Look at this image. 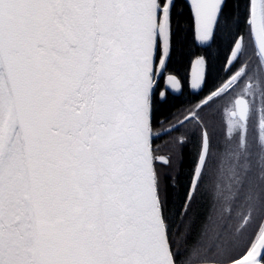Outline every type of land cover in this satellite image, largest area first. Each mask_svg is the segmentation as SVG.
<instances>
[{
	"label": "snow or ice",
	"instance_id": "snow-or-ice-1",
	"mask_svg": "<svg viewBox=\"0 0 264 264\" xmlns=\"http://www.w3.org/2000/svg\"><path fill=\"white\" fill-rule=\"evenodd\" d=\"M0 264H264V0H0Z\"/></svg>",
	"mask_w": 264,
	"mask_h": 264
},
{
	"label": "trees",
	"instance_id": "trees-1",
	"mask_svg": "<svg viewBox=\"0 0 264 264\" xmlns=\"http://www.w3.org/2000/svg\"><path fill=\"white\" fill-rule=\"evenodd\" d=\"M203 54H204L203 47L197 46L196 44L192 43L191 38H189L188 41L185 42L183 41V37H181V40L178 41L174 45L172 60L170 61V68L174 70L175 72H177L181 77L186 79L189 76L191 64L194 58H196V56L198 55H203ZM212 54L214 57L217 55V52L215 49L212 51ZM219 55L221 58L220 61H215L217 67H219V63L222 62L223 53L221 52ZM246 58L249 63V66L252 68H255L257 61H256L255 55L251 53V50H249V52L246 54ZM238 67L239 66H237V68H233L232 71L238 69ZM225 68H227V64H225ZM221 75L223 74L221 73ZM211 86H212V82L210 81L208 87H211ZM205 91H207V89H205ZM201 95H203V93H201ZM195 99H198V97L189 96L187 100H185L184 98V102L186 104L188 101L195 100ZM168 139H170V137ZM191 146L194 147L195 145L191 143ZM189 152H187L186 150L185 160L182 165L184 170H187L189 163L191 161V158L192 156H194L193 149H190Z\"/></svg>",
	"mask_w": 264,
	"mask_h": 264
},
{
	"label": "flooded vegetation",
	"instance_id": "flooded-vegetation-1",
	"mask_svg": "<svg viewBox=\"0 0 264 264\" xmlns=\"http://www.w3.org/2000/svg\"><path fill=\"white\" fill-rule=\"evenodd\" d=\"M232 70H233V69H232ZM236 71H237V69L234 70V71H232V74H235ZM189 74H190V72H189ZM188 97H189V96H187V94H186V96H185V100H187ZM258 105H259V101H258ZM230 111H231V109H229L228 112L224 113V115H223V121H224V122H222V120H221V116H220L219 113H218L216 116H214V117H213V116H210V117H209L210 119H214L215 122H216V126H217V133H216V134H217L218 137H222V136H225V135H230L229 130H228V127L226 126V122L228 121V116H229V114H230ZM168 126H169V125H164V127H168ZM173 135H177V133H173ZM168 138H169V137H164L163 139H164V140H168ZM157 143H163V140L158 141ZM190 149H193V150H194V154H195L196 147H195V146L192 147V146H191V143L187 144L186 146H184V147L180 150L181 155L183 156V163H184V160H185V153H186V150H187V152H189ZM189 153H190V152H189ZM190 154H191V153H190Z\"/></svg>",
	"mask_w": 264,
	"mask_h": 264
},
{
	"label": "water",
	"instance_id": "water-1",
	"mask_svg": "<svg viewBox=\"0 0 264 264\" xmlns=\"http://www.w3.org/2000/svg\"><path fill=\"white\" fill-rule=\"evenodd\" d=\"M192 70H193V64H191L190 73L192 72Z\"/></svg>",
	"mask_w": 264,
	"mask_h": 264
},
{
	"label": "rangeland",
	"instance_id": "rangeland-1",
	"mask_svg": "<svg viewBox=\"0 0 264 264\" xmlns=\"http://www.w3.org/2000/svg\"><path fill=\"white\" fill-rule=\"evenodd\" d=\"M228 63H231V57L229 58V61H228ZM258 103V102H257Z\"/></svg>",
	"mask_w": 264,
	"mask_h": 264
}]
</instances>
